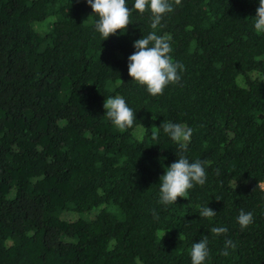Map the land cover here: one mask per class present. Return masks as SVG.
<instances>
[{"label": "trees", "instance_id": "1", "mask_svg": "<svg viewBox=\"0 0 264 264\" xmlns=\"http://www.w3.org/2000/svg\"><path fill=\"white\" fill-rule=\"evenodd\" d=\"M170 3L158 34L184 71L152 96L127 71L132 41L151 31L147 11L101 41L85 0H0V264H190L203 237L206 264H264L257 0ZM116 94L136 109L125 131L103 115ZM167 121L193 129L185 154L207 181L165 207L158 180L179 150L151 132ZM207 204L214 217L199 215ZM241 209L254 217L243 230ZM225 239L237 245L228 256Z\"/></svg>", "mask_w": 264, "mask_h": 264}, {"label": "clouds", "instance_id": "2", "mask_svg": "<svg viewBox=\"0 0 264 264\" xmlns=\"http://www.w3.org/2000/svg\"><path fill=\"white\" fill-rule=\"evenodd\" d=\"M94 15L93 31L101 41L110 34L123 35L126 26L130 24L133 10L143 14L149 13L151 31L132 41L134 51L127 57V71L131 80L143 86L148 94L157 96L162 94L165 87L180 80V73L184 65L174 60L171 53L172 42L170 35H159L163 27L162 21L166 14L173 11L170 0H85ZM179 3V0H176ZM252 17V28L258 35H264V0H257L255 15ZM119 30V32L117 31ZM104 116L118 130L125 131L134 125L136 109L129 106L125 97L116 94L105 97L103 102ZM161 133L167 136L179 150L176 159L167 166L159 177L158 203L162 206H171L178 197L188 198L189 190L197 185H204L207 181L205 164L199 159L190 160L185 154L191 140L193 129L186 124L172 121L162 122L151 132L152 144H159ZM219 200V197L217 198ZM199 215L211 218L216 212L207 205H201ZM158 219V216H154ZM240 228L246 229L253 223L251 211L241 209L236 217ZM212 233L220 235L227 232V228L213 227ZM231 239H225L221 255L228 256L229 249L236 248ZM210 255L209 240L203 237L194 241L189 249L190 264H206Z\"/></svg>", "mask_w": 264, "mask_h": 264}, {"label": "rangeland", "instance_id": "3", "mask_svg": "<svg viewBox=\"0 0 264 264\" xmlns=\"http://www.w3.org/2000/svg\"><path fill=\"white\" fill-rule=\"evenodd\" d=\"M262 187L264 188V185L262 184ZM76 214V213H75ZM78 216H83V217H85V214H76V217H78Z\"/></svg>", "mask_w": 264, "mask_h": 264}]
</instances>
